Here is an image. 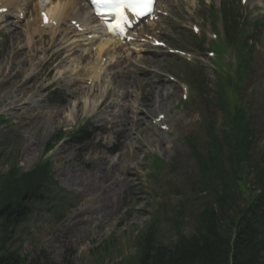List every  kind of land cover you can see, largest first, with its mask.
I'll list each match as a JSON object with an SVG mask.
<instances>
[{"label": "rangeland", "instance_id": "rangeland-1", "mask_svg": "<svg viewBox=\"0 0 264 264\" xmlns=\"http://www.w3.org/2000/svg\"><path fill=\"white\" fill-rule=\"evenodd\" d=\"M222 1L229 10H238L241 23L257 20L262 25L257 32L251 80L245 93V107L256 136L252 162H262L264 0H249L246 10L237 6L236 0ZM222 1L187 0L185 3L184 0H164L161 5L168 6L169 17L162 18L154 30L164 33L158 38L168 43L171 49H182L186 55H169L168 50L164 52L146 46L140 54L145 62L136 66L130 64L125 75L122 69L127 64L121 69L119 66L110 67L105 74L109 79V89L104 100L87 115L84 104L79 103L74 123L67 122L65 115L75 100L84 97L83 88L89 84L79 81L74 73L64 71L67 66L62 60L68 54L70 43L66 40L65 48L62 40L65 35L67 39L72 38L66 34L65 25L57 30V34L51 31L33 33V29L27 31L25 22H22L21 30L26 31L16 32L13 48L8 38L11 28L0 26V80L5 81L0 85V116L7 121L0 124V175L7 174L14 165L19 172L30 170L41 159L48 139L58 131L66 134L62 141L53 140L55 147L47 155L59 193L54 197V200L60 199L56 206L57 214L50 210V205L39 207L13 230L11 237L3 243L5 251L16 253L25 259L26 264H140L141 247L136 235L139 236L149 225L152 215L158 219L157 240L160 244L173 243L175 230L185 237L194 233L195 215L209 192L203 187L186 139L204 152L203 118H213L219 132L225 127L223 114L209 102L207 104L214 95L215 77L212 63L205 55L211 50L213 34L221 37L218 30L221 27L219 7H223L220 6ZM208 7L211 15H218L215 23L206 13ZM14 19L15 14L10 21ZM192 26L200 30V36L192 34ZM199 38L205 39L200 50L197 48ZM72 42L80 43L79 40ZM214 42L218 43V39ZM214 49L227 62L232 61L234 49L227 47L225 51L219 43ZM129 57L135 59V54ZM88 59L85 56L81 62ZM66 74L75 76L74 84L66 85L70 84L66 81L69 77H65ZM166 75L170 78L167 79ZM102 79L90 100L100 96L106 86V78ZM121 80L123 85H119ZM176 81L189 84L195 92L184 106L180 103L181 84H175ZM201 82L206 84L204 95L198 87ZM122 86L125 87L123 92L128 93L127 100L139 105L144 118L129 128L121 120L114 124L102 120L111 115L112 108L107 112L103 109L115 99ZM47 89H57L63 94L58 104L51 100ZM28 97L31 103L23 110H19L20 107L11 109L10 104L20 105ZM156 98L161 102L159 109L153 106ZM56 111H61L59 118L52 117ZM124 111L132 117L129 110ZM160 114L166 117L161 123L167 125L168 132L154 125L153 119ZM84 125L87 126L86 140L70 138L68 133L71 135L77 127ZM153 156L164 161L162 170L149 167ZM101 157L104 162L102 168L113 169L103 185L104 190L102 185L89 189L80 187V181L88 179L92 173L93 161ZM109 161L113 162L114 168ZM73 177L77 178L76 183H73ZM250 181H254L253 178Z\"/></svg>", "mask_w": 264, "mask_h": 264}, {"label": "trees", "instance_id": "trees-1", "mask_svg": "<svg viewBox=\"0 0 264 264\" xmlns=\"http://www.w3.org/2000/svg\"><path fill=\"white\" fill-rule=\"evenodd\" d=\"M237 24L233 19L225 25L226 41L234 45L238 58L235 76L217 75L215 92L227 126L219 136L216 123L205 122V153L189 144L209 197L195 215L194 233L185 237L175 230L176 239L169 245L158 242V220L153 216L148 227L136 235L140 264H264V163H251L255 135L250 116L239 102L253 55L248 41L256 27L246 35ZM154 163L159 169L163 167L159 159ZM53 195L49 160L39 162L27 173L19 174L15 169L0 177V264H26L16 253L5 251L3 243L39 207L50 205L57 214Z\"/></svg>", "mask_w": 264, "mask_h": 264}, {"label": "bare ground", "instance_id": "bare-ground-1", "mask_svg": "<svg viewBox=\"0 0 264 264\" xmlns=\"http://www.w3.org/2000/svg\"><path fill=\"white\" fill-rule=\"evenodd\" d=\"M64 1L67 4L66 6L60 5L59 3L48 6L47 13L50 16L51 20H57L59 23V21L62 20L65 17V15L71 11L70 6H72L73 4H76V3L81 4L82 8L85 11L86 10L89 11L88 4L85 0H64ZM28 2L30 3L31 0H27V3L25 0H23V1H21V0H4V2H0V9L6 8V6H8V8L16 9V13H17V10H19L18 13L22 12L25 15L32 14L27 9V7L29 5ZM33 9L35 11V6L33 7ZM81 19H83V18L77 17L76 21L78 23H82L83 21ZM90 19L91 18H89V20ZM7 28L10 29V27H8V26H7ZM26 29H27V31H28V29L32 30L31 28H29V26ZM57 30H58L57 28H54V29L50 28V31L52 33H55ZM17 31L19 33H21V29L19 28V26L11 28L8 31V38L10 41V47H12V48L15 47V45H13V41H16V32ZM35 31L39 32L40 30L33 29V33H35ZM100 33L104 36V33L102 31H100ZM79 41H80V43L70 42L69 46L67 47V48H69L68 54L62 60L64 63H66V66H67V68L64 71L74 73V75H76L79 78V81L83 80L84 82H86L91 78L92 83L89 87L83 88L84 91L82 92V95L84 97H81V99L75 100L72 103V105L70 106L69 110H67L65 117L67 119V122H69V123H74L75 117H76V110H77L79 103L82 102L84 104L83 109H84V112L86 115L89 113H92L102 103V101L105 98L106 91L109 89L108 88L109 87V79L107 78V76L105 74L106 73L108 74L110 67L121 66L122 64H127V66L126 67L123 66L124 68L122 69V73L125 75L126 73H128L127 69L129 67L128 63L130 62L129 56H131V52H135L136 54H139L140 52L145 51L143 44H136V42L123 44L119 40L113 39V38H106V39H103L101 41L94 42V43H92V41H90L88 43L85 41L81 42L82 40H79ZM66 46H65V48H66ZM28 47H29V45H28ZM93 48H94V50H93ZM84 56H86V58H89L87 60V62H85V63L81 62L82 58H85ZM137 60H138L137 62L139 63L138 65L143 63L142 58H138ZM60 64H62V63L60 62ZM121 68L122 67H120V69ZM60 71H62V70H60ZM59 73H60V75H62V72H59ZM67 74L64 76L65 77L69 76L68 78H66V81L70 82V84H66V85L74 84V82L76 80H74L73 78L75 76L74 75L70 76V74L69 75H67ZM102 77L106 78V80H105L106 86H104V88H102V92H101L100 96H98L95 99L90 100L89 98L92 95V93L94 92L95 88H97V86H99V84H101L103 82ZM78 78H76V79L78 80ZM4 82H5L4 79H1L0 85L2 86ZM119 85H123L122 80L120 81ZM123 90H125V87L124 86L120 87V91L118 90L119 92H118V94H116L115 99H112V101L109 104H107L106 107H104V109H103L104 112H107L106 110H108L109 108H112L111 109L112 113H111V115L103 117L102 120L107 121L106 123H109V124H114L115 121L117 122V120H121L122 124L124 126H127V128H129L130 126H132L133 124H137L138 122H140L144 118H142L143 114H142L141 109H139V105H134V103H131L130 100H127L128 99V93H127V91L123 92ZM78 91H79V89H78ZM29 99H30V97H28L26 100H22L20 105H16L15 103L10 104L11 109L20 107L19 110L20 109L23 110L26 106H28L31 103V101L29 103ZM160 103L157 102V98H156L153 106L154 107L156 106L157 107L156 109H159L161 107ZM124 109L129 110L133 114L132 117H129L127 115V113L124 111ZM60 112L61 111H56L55 113L52 114V117L53 118L57 117ZM59 117H57V118H59ZM157 142L158 141H154V143H157ZM161 143L162 142H160V144ZM93 163L95 165L92 164L93 165V171L90 174L89 178L86 180L80 181L79 186L82 188L89 189V188L99 187L102 185V190H104L103 185L106 184V182H107L106 179L108 177V174L110 172H112L113 169L111 168V171H109L108 168H102V165L104 163L102 157L94 160ZM109 163H111V167L114 168L113 162L109 161ZM64 178H66L65 175H64ZM72 181H73V183H76L77 178L75 179L73 177Z\"/></svg>", "mask_w": 264, "mask_h": 264}, {"label": "snow or ice", "instance_id": "snow-or-ice-1", "mask_svg": "<svg viewBox=\"0 0 264 264\" xmlns=\"http://www.w3.org/2000/svg\"><path fill=\"white\" fill-rule=\"evenodd\" d=\"M96 2L115 10L117 17L119 18L114 26L115 28H120L122 22H127V18L124 14L125 9L132 11L135 15H141L142 12L147 10L152 4V0H96ZM45 22H48L46 15Z\"/></svg>", "mask_w": 264, "mask_h": 264}]
</instances>
